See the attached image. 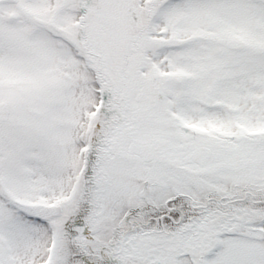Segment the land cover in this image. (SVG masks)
<instances>
[{"label":"snow or ice","instance_id":"1","mask_svg":"<svg viewBox=\"0 0 264 264\" xmlns=\"http://www.w3.org/2000/svg\"><path fill=\"white\" fill-rule=\"evenodd\" d=\"M0 264H264V0H0Z\"/></svg>","mask_w":264,"mask_h":264}]
</instances>
